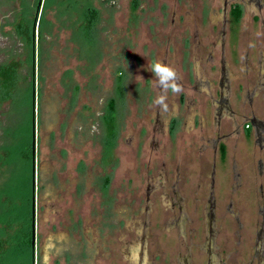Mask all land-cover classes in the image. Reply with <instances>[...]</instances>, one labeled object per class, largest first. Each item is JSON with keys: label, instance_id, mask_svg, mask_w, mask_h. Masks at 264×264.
<instances>
[{"label": "flooded vegetation", "instance_id": "obj_1", "mask_svg": "<svg viewBox=\"0 0 264 264\" xmlns=\"http://www.w3.org/2000/svg\"><path fill=\"white\" fill-rule=\"evenodd\" d=\"M38 1L40 5L41 0ZM39 5L33 16L25 14L18 25L26 44L32 46L33 55ZM190 5L182 4L175 9L173 3L171 10L168 9L173 16L170 23L172 32L165 40L166 47L161 49L163 53L158 54L157 58L175 68L182 91L173 94L169 90L165 106L158 107L153 101L161 95L162 89L158 87L153 74L142 75L141 83L130 75L134 85L132 88L129 86L131 90L137 88L140 95L137 98L135 95L129 97L127 101L125 119L129 120V125L124 123L123 132L131 129V134L127 138L119 132L122 140L119 147L123 151L126 149L122 158L115 159L108 154L105 160L101 154V161L94 162L96 169L83 170L89 156L84 148L91 144L92 139L89 134L82 139L83 136L78 133L80 136L76 145L79 148L75 152H80L78 167L81 168L70 172L67 170L70 181L64 174L66 172L62 175L60 169L56 171L58 181L52 193L56 199L51 208L55 213L53 226L56 223L61 227L64 225L62 230L66 232L58 234L59 238L57 233L53 235L59 242L58 257L65 255L67 260L70 259L68 264H115L117 255L120 257L118 264H168L167 254L173 264H202V254L207 256V264H255V259L256 264H264V0H213L211 6ZM208 11L217 20L209 22L206 27L202 15ZM245 15H249L250 23L243 22ZM30 19L34 20L31 42L27 37ZM241 28L246 33L256 28L257 40L254 42L251 39V44L249 39L243 42L246 45H243L242 58H236L233 50L234 57L231 59L227 54V41L232 32L234 46L239 47ZM251 45L256 47L255 57L250 54ZM124 77L120 78V90L125 92ZM32 97L34 99V95ZM96 98L91 102L96 106L94 117L100 119L104 128L109 122H113L115 128L114 101L108 99L105 102L102 97ZM72 101L70 98L68 103ZM68 110L69 106L63 107L61 102L56 106V129L66 124L70 125L69 128L74 124L83 128V122L76 120L77 113L71 116V121L64 120L63 112L65 114ZM33 113L34 110L32 130L33 127L35 129ZM85 124L86 128H95L90 126V122ZM58 136L60 133L54 137V158H49L51 154L48 153V160L44 158L39 162L37 175L36 161L34 163L35 184L36 176L41 179L42 171L48 164L59 162L58 151L63 146L57 143ZM127 139L132 143L128 149L125 144ZM250 140L260 154L255 161L254 176L257 181L253 179L251 182L257 201L255 239L246 261L239 263L242 253L229 246L226 229L221 228L214 216L213 193L218 166L230 168L232 192L251 190L244 188L242 171L245 165L235 158L238 154V157L245 158L246 148L251 146ZM32 141L31 134V161ZM102 147L105 149L104 145ZM130 162H134V167ZM125 163L130 166H125ZM98 168L101 169L100 175ZM30 175L32 186V172ZM117 175L121 176V183L114 195L111 194V187ZM91 181L94 187H91ZM35 184V205L38 201L41 212L47 208L46 199L38 200V182L36 187ZM79 190L82 191L81 203H78ZM189 198H192L191 202ZM66 204L70 208L74 206L70 212L71 224H68L65 214L61 215L62 206ZM231 209L233 207L230 205L227 213L234 214L237 220L238 213ZM141 214H145V221L141 219ZM158 214L159 217H156ZM97 217H101L105 223L108 237L102 248H97L93 255L88 252L85 242L78 241L80 235L96 233L98 224L92 227L90 222H95ZM203 219L207 228L202 231ZM154 220L158 222L156 227ZM145 228L148 229L147 234ZM173 232L177 235L174 245L169 244L166 238ZM112 239L118 242V249ZM147 245H151L152 250H148ZM35 249L34 242L32 255ZM194 249L196 255H193Z\"/></svg>", "mask_w": 264, "mask_h": 264}, {"label": "rangeland", "instance_id": "obj_2", "mask_svg": "<svg viewBox=\"0 0 264 264\" xmlns=\"http://www.w3.org/2000/svg\"><path fill=\"white\" fill-rule=\"evenodd\" d=\"M173 3L176 9V6L192 3L211 6L213 0H41L40 5L38 0H0V66L14 67L13 86L6 89L0 82V208L4 209L0 212L2 216L0 264H68L70 261L65 255L58 257L59 242L55 241L56 237L48 235V232L57 233V235L66 232L62 230L64 225L61 227L56 223L53 226V218L47 214L43 215L41 220L38 201L37 206L35 205L37 207L35 248L38 251L35 249L33 255L32 243L26 245L21 237H17L19 223L17 221L8 223L5 220L12 212L9 208L13 206L10 203L16 201L17 187L22 186V193H26L30 188L32 161L29 162L26 155L28 152L31 154L32 117L30 104H28L30 94L31 97L34 95L32 111L34 110L35 117L36 175L39 162L44 158L48 160V153L51 154L49 158H54V137L59 133L57 143L63 146V149L59 148L58 151L59 162L56 164L49 159L52 165L47 167L46 175L50 176L51 170L59 169L62 175L64 172L68 175V171L81 168L78 167L80 152H75L76 148H79L76 145L79 140L78 133H81L82 139L87 134L92 139L91 144L84 148L89 156L84 162L83 170L96 169L94 162L101 161V154L105 160L108 154L115 159L122 158L121 155L126 149L123 151L119 147V143H122L119 132H122L121 136L126 135L127 138L131 134V129L126 130V133L123 132L124 123L129 125V120L125 119L127 101L129 97L133 98L135 95L137 98L140 95L135 86V89L131 90L134 85L132 78L136 79L137 83H141L142 75L151 72L148 69V62L157 60L158 54L163 53L161 49L166 47L165 40L172 32L170 23L173 16L168 13V9L171 10ZM38 5L37 23L39 25L35 29L33 55L31 53L33 48L26 44L18 25L21 24L25 14L33 16ZM90 10L96 12V17L88 24ZM202 18L206 22V27L209 22L217 20H214L209 11L203 14ZM242 20L246 24L251 22L249 15L243 16ZM241 30L240 51L243 45H246L243 42L249 39L251 44V39L255 42L258 36L256 28L249 29L248 33L244 32L245 29L241 28ZM230 34L227 41L228 55L233 51L229 47L232 48L235 44L232 32ZM253 45L251 46L254 47ZM233 57L234 55L232 59ZM123 75L125 76L122 81L126 88L125 92L120 90V78ZM130 75L133 77L131 78ZM93 93H95L94 96ZM101 97L105 102L112 99L115 103V128L113 122H109L104 128L100 124V119L93 115L96 112V106L91 102ZM70 98L73 100L72 103H68ZM60 102L63 107L69 106V112L65 114L63 112L65 118L63 119L71 121V116L77 113L76 120L83 122V128H78L75 124L69 128L70 125L66 124L56 129L58 125L55 121L58 118L55 108ZM131 103H133L132 99ZM82 106L84 109H81ZM87 122L95 128H86ZM125 144L127 149L132 146L131 140L128 141V139ZM249 144L253 148H249L251 146L246 148L245 158L238 157L239 154L235 158L245 165L242 171L244 188L249 187L251 190L241 189L232 192L230 168L218 166L213 193L214 216L221 228L226 229L225 233L230 240L229 246L236 252L242 253L238 259L239 263L246 261L255 239L257 201L251 182L253 179L257 181L254 176L255 161L260 154L257 153L251 140ZM81 159L84 158L81 156ZM130 165L134 167V162H130ZM130 165L125 163L127 167ZM70 179L69 177L68 181ZM115 179L111 194L115 193L121 183V176L117 175ZM38 181L39 178L36 176L35 187ZM8 196H12V202H4V198ZM189 200L191 202L192 198ZM230 205L233 207L231 211L236 210L238 213L237 220L234 219V214L226 211ZM73 207L70 208L66 204L61 209L62 214H66L64 217L69 221ZM144 215L141 214V219L145 221ZM48 217L50 222L47 220ZM156 217H159V214ZM43 220L46 224L42 223ZM156 222L155 220L153 222L155 227L158 223ZM204 228H207V224L203 219L202 231ZM147 232L148 229L145 228V233ZM176 236L173 232L171 236L166 237L170 241L169 244L177 243ZM147 246L148 250L152 248L151 245ZM196 254L194 249L193 255ZM116 258L120 259V257ZM170 258L167 254L168 264H173ZM207 259L206 254H202V264H207ZM115 264L118 263L115 262Z\"/></svg>", "mask_w": 264, "mask_h": 264}, {"label": "crops", "instance_id": "obj_3", "mask_svg": "<svg viewBox=\"0 0 264 264\" xmlns=\"http://www.w3.org/2000/svg\"><path fill=\"white\" fill-rule=\"evenodd\" d=\"M240 48L241 47H235V46L232 47V48L229 47V49L235 50L236 58H239V59H241L242 56L244 55L243 54L244 47H243V49L241 51L239 50ZM227 49H228V47H227ZM249 51H250V54L251 55L253 54V57L257 56L256 47L250 46V50ZM231 53L233 54V52L232 51L229 52V58L232 59V56L233 55H231ZM94 95H95V93H93V96ZM48 166H49V164H48ZM46 169H48V168L46 167ZM45 170L42 171L41 179H39V181H38V186H39L38 187L39 188L38 200H40V198H42V200L46 199L44 201H46L47 208L44 209L43 212L41 211V213L39 214V218L42 220L43 219V215L45 216L47 214L48 216L50 215V218H53V222H54V220H55V213H54V211H52L51 208H52V205H53L56 197H54V195H52V193H54L55 187L57 186L58 179H57L56 171L51 170L52 171V174L49 176V175H46L47 170L46 171ZM43 174H45V176H43ZM100 174H101V170L99 171V175ZM46 176H48V177H46ZM65 176H67V178L70 177L69 175H65ZM90 185H91V187H94V182L92 183V181H91L90 182ZM80 187H82V185ZM81 192L82 191H80V190H79V192H77L78 195H79V199H80V201H78V203H81V201H82L81 198H80V196H81L80 193ZM73 197H75L74 196V193H73ZM78 207L79 206L77 205L76 208L78 209ZM83 210H86V208L83 209ZM61 215H62V213H61ZM64 216L66 217V214ZM50 218L48 217V219H47V220H49V222L51 221ZM89 220H91V219H89ZM44 221L45 220L42 221L43 224L45 223ZM70 222L71 221L68 220V224H71ZM90 223L92 224V227L93 226H96V224H98L97 230H95L96 233L95 232H93V233H89L88 232L86 234L80 235L79 236L78 243L79 242H85L88 245V252L90 254L95 255L96 254L95 253V250L97 248L98 249H101L102 248L103 242L106 240V237H108V234H107V231L104 228L105 227V223L102 221V218L101 217L95 218V222L94 221L93 222L91 221ZM99 224H101V225H99ZM48 233H49V235H52L53 237H56V236L53 235L52 232H48ZM112 241H113V239H112ZM112 243L115 245V248L118 249V244H117L118 242L115 240ZM97 252H98V250H97ZM116 257H119V255H117ZM116 257H115V261L118 263L119 261H118V259Z\"/></svg>", "mask_w": 264, "mask_h": 264}, {"label": "trees", "instance_id": "obj_4", "mask_svg": "<svg viewBox=\"0 0 264 264\" xmlns=\"http://www.w3.org/2000/svg\"><path fill=\"white\" fill-rule=\"evenodd\" d=\"M237 17L239 16L238 13H236ZM96 17V12L93 10L89 11V16L87 23L89 24L90 21L93 22ZM34 25V20L30 19L28 23V33L27 37L29 42H31V34H32V26ZM0 82L1 84L7 89L11 88L14 84V67L11 65L7 66H2L0 67ZM33 99L30 94V100L28 104H30V109L32 111L33 107ZM30 111V116L32 117V112ZM28 161H31V154L29 152L26 154ZM22 186L17 187V193L15 196L16 201L13 203L12 202V196L4 198V202H12L10 203L11 208H9L12 212L9 214L6 220V222L11 223L13 221H17L19 225L17 226V234L18 238L21 237L22 241L26 243V245L31 244V197H32V192H31V176H30V188L26 193H22L21 191ZM4 211V209L0 208V212ZM2 216L0 215V220ZM13 218V219H12ZM7 223V224H8ZM17 238V239H18ZM21 243V242H20ZM23 243V242H22Z\"/></svg>", "mask_w": 264, "mask_h": 264}, {"label": "clouds", "instance_id": "obj_5", "mask_svg": "<svg viewBox=\"0 0 264 264\" xmlns=\"http://www.w3.org/2000/svg\"><path fill=\"white\" fill-rule=\"evenodd\" d=\"M148 69L156 79L158 87L162 89L161 95L156 97L153 103L158 107H164L166 94L169 90L173 94H179L182 91L177 72L173 66L167 65L159 59L148 62Z\"/></svg>", "mask_w": 264, "mask_h": 264}, {"label": "water", "instance_id": "obj_6", "mask_svg": "<svg viewBox=\"0 0 264 264\" xmlns=\"http://www.w3.org/2000/svg\"><path fill=\"white\" fill-rule=\"evenodd\" d=\"M34 127L32 130V136H33V141H32V207H31V221H32V229H31V243H32V248L34 247V242H35V197H34V184H35V178H34V169H35V133H34Z\"/></svg>", "mask_w": 264, "mask_h": 264}]
</instances>
